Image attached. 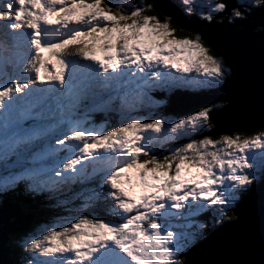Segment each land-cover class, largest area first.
<instances>
[{"label":"snow or ice","instance_id":"obj_1","mask_svg":"<svg viewBox=\"0 0 264 264\" xmlns=\"http://www.w3.org/2000/svg\"><path fill=\"white\" fill-rule=\"evenodd\" d=\"M176 3L209 23L264 11V0ZM150 10L124 0H0V31L16 50L11 73L0 58V193L81 185L70 219L23 242L34 254L24 264H185L184 250L208 228L200 218L222 224L244 193L264 183V132L205 135L218 126L221 103L172 119L95 126L92 112L115 100L123 109L134 107L130 95L142 101L156 88L216 89L231 74L198 32L176 37L172 18L144 15ZM24 23L27 33L18 31ZM53 30H63L58 42L47 37ZM169 142L176 146L162 152Z\"/></svg>","mask_w":264,"mask_h":264},{"label":"water","instance_id":"obj_2","mask_svg":"<svg viewBox=\"0 0 264 264\" xmlns=\"http://www.w3.org/2000/svg\"><path fill=\"white\" fill-rule=\"evenodd\" d=\"M153 1L163 14H175L178 21L183 19L189 24V30L198 32L205 45L224 57L233 69L225 94L197 93L184 98L172 93L175 101L179 97L178 106L167 96L163 111H183L222 101L226 103L217 118L218 126L205 135L252 133L264 127V11H253L245 21L228 22L225 18L218 21L216 17L209 23L195 16L180 17L183 13L169 0ZM226 3L233 5L234 0H226ZM218 16L226 17V13ZM254 187L250 195L246 196V192L237 201L231 221L187 250L185 264H264V183L257 182ZM32 216L19 213L15 204L2 206L0 264H9L3 247L5 239L13 232L24 230Z\"/></svg>","mask_w":264,"mask_h":264},{"label":"trees","instance_id":"obj_3","mask_svg":"<svg viewBox=\"0 0 264 264\" xmlns=\"http://www.w3.org/2000/svg\"><path fill=\"white\" fill-rule=\"evenodd\" d=\"M137 1L138 2H135L133 0V3L131 5H135L136 3H139L140 4V3H145L146 2V4L152 6V10L146 11L144 13V15H151V16L158 17L161 21L165 20L167 17L170 16L172 18L171 27L173 29H175V36L176 37H183L185 35H191V33H193L191 30H189L190 25L189 24H185V22H184L183 19L181 21H178V19H176L178 17L175 14L173 16L172 15L163 14V12H161L158 9V7L156 6V4L154 3L153 0H137ZM234 2H235V0H234ZM172 3L175 6V8L179 9L178 6L173 1H172ZM179 16L180 17H183V16H186V15L179 14ZM188 18H190V17H188ZM224 18L228 22H231L226 17L217 16V20L218 21H221ZM177 22H179V23H177ZM232 75H233V73L230 74V76H232ZM226 87H227V81L223 85L222 88L219 87V88H216V89H211V90H206V91L207 92H211V93L218 92V94H225L226 93V90H227ZM167 102H168V97L166 96V98L164 99L163 106L161 108L162 110H163L164 105ZM198 107L199 106L194 107V108H189V109H186L184 111H177V112H174L172 114H176V115H180L181 114V115H183V114L189 113L192 110L197 109ZM98 114H100V113H98ZM98 114H95V117L92 119L94 121V124L96 125L99 122H104L103 126L109 125L106 128L108 130H110L113 127V126H111L110 123L113 122L115 119H113L111 117L108 118V117H105L103 115H98ZM117 126H118V124H116L114 127H117ZM259 131H264V127H262L260 130H257L255 132H259ZM243 134H246V133L240 132V135H243ZM80 187H81L80 184H74V185H71L69 187H65L62 192L53 193V194H38V195H33L30 192H28L24 187L21 188V186H20L19 188H17L14 191H7V192L0 193V209L2 208V206L5 203H12V204L18 205L19 206V210L22 213H27L29 215H32L33 214L32 218L28 222V224L25 227V229L29 228L32 225V222L34 221V218H39V213H42V212H45V211L51 213L54 216V218L59 221L58 223H56L57 220L55 221V219L54 220H47V221L55 222L53 226H56V225H59L60 223H62V219L61 218H64V217L71 218V214H74L75 209L73 208V204L79 205L80 201L79 200L72 199L73 198V193L79 191L80 190ZM254 189H255V187H252L251 190L248 191L245 195L246 196L250 195L251 192ZM46 195H48V196L46 197ZM66 200H71L72 202L71 203H65V204H62V205L61 204H58L59 201H66ZM262 203L264 204V195L262 197ZM21 204H24L25 205V208L23 210L20 208ZM228 215H229V217H231V212H229ZM105 219H109V217L106 216ZM222 224H224V223H222ZM48 227H49L48 224H45V226L43 227V231L48 230L49 229ZM208 227L211 228L210 229V233L213 230L219 228V227L215 228L216 226L213 227L212 224H208ZM32 229H34V227ZM210 233H207L206 232L201 238H198V240L195 243H197L199 241H203L205 238H208L209 236H211ZM40 234L38 232L36 233L34 231L31 233L32 237L39 236ZM9 235H10L9 237L11 239L10 240V243H9V246H10V249H11V252H12V257H10L9 263L10 264H13V263L14 264H24V261L26 259L31 258V252L22 250L18 245H16L17 241L13 240L11 234H9ZM12 241L14 243H12ZM191 247L192 246H189V249ZM185 253L186 252H184L183 256L181 257L183 259V261H185L184 259H186ZM29 254H30V256H29Z\"/></svg>","mask_w":264,"mask_h":264},{"label":"rangeland","instance_id":"obj_4","mask_svg":"<svg viewBox=\"0 0 264 264\" xmlns=\"http://www.w3.org/2000/svg\"><path fill=\"white\" fill-rule=\"evenodd\" d=\"M135 2H138L137 0H134ZM171 3H172V1L177 5V3H176V0H169ZM124 2L126 3V4H132L133 3V0H124ZM136 4H139V3H136ZM135 4V5H136ZM140 4H143V5H145V6H147L148 4H146V2L145 3H140ZM173 4V3H172ZM179 8V7H178ZM180 9V8H179ZM178 9V10H179ZM180 12H182L183 14H185L183 11H181V9L179 10ZM148 16H151V15H148ZM193 16H195V15H193ZM226 16H227V14H226ZM196 17V16H195ZM198 18V17H197ZM199 19V18H198ZM24 25L25 26H27V24L26 23H24ZM29 31V30H28ZM62 31L63 30H61V32H56V31H50V32H48L47 33V37L48 38H51L54 42H58L60 39H62L63 37H62ZM1 33H2V31H0V39L3 41V40H5V36H4V34H3V36L1 35ZM23 33H27V30L26 29H24L23 30ZM194 34L195 33H191V35H185V36H183V37H187V36H194ZM76 47H79V46H77V45H73V46H69V48H66V49H64V50H56V51H58V52H61V54H66L69 50H74ZM44 57H45V59H47L48 58V56H49V54L47 53V52H45L44 54ZM0 56H1V54H0ZM0 58H2V57H0ZM3 59V58H2ZM3 61H4V59H3ZM5 62V61H4ZM53 62H54V60H53ZM229 66V65H228ZM27 67V66H26ZM232 69V68H231ZM54 71V70H53ZM173 72H174V70H173ZM231 73H233V69H232V71H231ZM44 73H43V71H42V75H43ZM176 75H179V74H176ZM185 75H191V76H195L196 75V73L195 72H193V73H190V74H185ZM187 86H189V87H187ZM86 87L87 88H89L90 90H96L95 89V86L94 85H86ZM223 86H221V88H222ZM174 88H176V89H182V90H184V89H186L185 90V92H191L193 89L194 90H197L198 91V93H202L200 90H202L203 88H200V87H198V86H196L195 84H191V85H178V86H174V87H171V88H156V89H153V90H162V91H164L165 93H168V92H170V91H173V90H176V89H174ZM152 91V90H151ZM204 92L205 93H211V92H207L206 91V89L204 90ZM163 94L162 96H161V94H156V98L154 99L152 96H151V94L150 93H148V95L146 96V97H144L143 98V100L142 101H139V100H137V98H136V96H135V94H132L131 96L133 97V101H130V102H128V104L129 105H133L134 107H124L123 109L124 110H122V109H118L117 107H115L117 110H121V112L123 111V112H125L126 114L125 115H122L121 113H118V112H116V113H114L115 114V116H116V118H117V120L118 121H120V122H127L128 120H129V118L130 117H140V118H145V119H147L148 117H155V118H159L158 116L159 115H155V113H158L159 112V114H160V117H164L165 119H172L173 117H174V115H170V114H172V112H167V111H163V113H162V105H163V103H164V100H160V99H165L166 98V96H167V94ZM212 94H218V92H216V93H212ZM163 97V98H162ZM213 102H217V103H221V104H224V103H226V102H222V101H213ZM119 108L121 107V106H118ZM108 108H110V105L109 106H107V107H105V108H103V109H108ZM99 110V109H98ZM112 110H113V107H112ZM102 112V111H101ZM105 112V111H104ZM109 113H110V111H108ZM165 114V115H164ZM167 114V115H166ZM109 117V116H111V114H107L106 115V117ZM92 117H93V112H92V114H91V116H90V118L92 119ZM107 122V121H106ZM103 124H104V122H99V123H97L95 126H99V127H102V128H106V127H108L109 125H107V126H103ZM108 124V123H107ZM116 124H118V122L117 121H113V125L115 126ZM259 132H264V131H259ZM259 132H255V133H253V134H243V135H241V139H247V138H250V137H253V136H255L257 133H259ZM223 135H227V134H225V133H221V136H223ZM221 136H218L217 138L216 137H214V138H212V139H219ZM185 142V141H184ZM163 146H166V144L165 145H163ZM163 146H162V149H163ZM168 150H169V148H168ZM162 151V150H161ZM164 153H167V152H164ZM36 167L38 168L39 167V165H36ZM22 187H24L23 185H21V188ZM25 188V187H24ZM48 195H46V197H47ZM241 198V197H240ZM239 198V199H240ZM238 199V200H239ZM20 208L23 210L24 208H25V205L24 204H21V206H20ZM229 216V215H228ZM47 218V219H46ZM104 218H106V216L104 217ZM231 219H229V220H225L223 223H225V222H228V221H230V220H232L233 218H234V215H233V213H232V211H231V217H230ZM55 218H54V216L51 214V213H49V212H47V211H45V212H42V213H39V218H34V221L32 222V225L29 227V228H27V229H25V230H21V231H17V232H13L12 234H11V236H12V238H13V240H15V241H17V243H16V245H18L21 249H22V247H21V245L23 244V242L25 241V240H27V239H31L32 238V235H31V233L34 231V232H38L39 234L40 233H42L43 232V227L45 226V224H48V228H50V227H52L53 225H54V223L55 222H51V221H47V220H54ZM70 219V218H69ZM110 219V218H109ZM200 219H202L203 220V222L205 223V224H212L213 225V227L214 226H216L215 228H217V227H219L220 225H221V223H216L215 225L212 223V218L210 217V216H207V215H204V216H202ZM57 219H55V221H56ZM59 221L57 220V222L56 223H58ZM34 227V229H32ZM209 229V230H208ZM210 227H208V228H206L205 229V232H204V234L207 232V233H210ZM8 236H10V235H8ZM198 238H201V237H198ZM198 238L196 239V240H194L189 246H192V245H194L195 244V242L198 240ZM10 237H7L6 239H5V246H6V253H8V254H6V258H7V261H8V263H9V260H10V257H12V252H11V249H10V246H9V243H10ZM12 243H14L13 241H12ZM189 246L184 250V252H187V250L189 249ZM23 250V249H22ZM29 252V251H28ZM33 253H31V257H33ZM29 256H30V254H29ZM42 258V257H41ZM10 264V263H9ZM14 264V263H13Z\"/></svg>","mask_w":264,"mask_h":264},{"label":"clouds","instance_id":"obj_5","mask_svg":"<svg viewBox=\"0 0 264 264\" xmlns=\"http://www.w3.org/2000/svg\"><path fill=\"white\" fill-rule=\"evenodd\" d=\"M18 31H22L21 29H18ZM193 33H196V32H193ZM2 34H4L3 32H2ZM4 36H5V40H3V41H1L0 40V43H2L3 44V48H0V54H1V56L0 57H2L3 59H4V61H5V66H6V70L7 71H9V67L11 68V66L8 64V61H9V59L10 58H13L14 59V53H15V49L12 47V38L10 37V36H7V35H5L4 34ZM27 46V45H26ZM33 53L30 51V49L28 48V57H26V59L27 58H30V56L32 55ZM148 93H150L151 94V96L155 99L156 98V94H158V93H160L158 90H152V91H150V92H148ZM134 99H133V97L130 95L129 96V98H128V102H130V101H133ZM160 100H164V99H160ZM224 105V104H223ZM118 106H121V102L119 101V100H115V101H113L112 102V104L110 105V108H108V109H96V110H94L93 111V117H92V119L95 117V114H98V113H100V114H98V115H103V116H105L106 117V115L107 114H111V116H107L108 118H113V119H115L114 121H117L118 122V126L117 127H119V126H121V124L123 123V122H120V121H118V120H116L117 118H116V116H115V114L114 113H116V112H118V113H121V110H117L115 107H117L118 109H121V107L119 108ZM163 106V105H162ZM112 107H113V110H112ZM126 107V106H125ZM187 109H189V108H187ZM122 110H124V109H122ZM186 110V109H185ZM102 111V112H101ZM105 111V112H104ZM108 111H110V113L108 112ZM184 111V110H183ZM174 112H177V111H173L172 113H174ZM162 113H163V110H162ZM155 115H159L158 117L160 118V114H159V112L158 113H155ZM165 115V114H164ZM170 115H174V116H178V115H176V114H170ZM181 115V114H180ZM107 120V119H106ZM111 124V126H113L114 127V125H113V122H111L110 123ZM261 129V128H260ZM260 129H257V130H260ZM111 130V129H110ZM257 130H255V131H257ZM255 131H253L251 134H253V133H255ZM233 133H237V132H233ZM233 133H231V134H233ZM240 133V132H239ZM226 134V133H225ZM246 134H250V133H246ZM218 136H221V134H219V135H216V136H211L212 138H214V137H218ZM180 143H184V141H181ZM176 146V144H174V143H172V142H169V143H166V146H163V149L161 148V150H162V152H167L168 151V148L169 149H171V148H173V147H175ZM245 194V193H244ZM16 205V204H15ZM17 207H18V209H19V206L17 205ZM229 214V213H228ZM12 218V217H11ZM231 221V220H230ZM229 222V221H228ZM225 223H227V222H225ZM224 223V224H225ZM223 225V224H222ZM221 225V226H222ZM220 226V227H221ZM219 227V228H220ZM218 229V228H217ZM216 230V229H215ZM214 231V230H213ZM212 231V232H213Z\"/></svg>","mask_w":264,"mask_h":264},{"label":"bare ground","instance_id":"obj_6","mask_svg":"<svg viewBox=\"0 0 264 264\" xmlns=\"http://www.w3.org/2000/svg\"><path fill=\"white\" fill-rule=\"evenodd\" d=\"M19 32H22V31H19ZM1 35L3 36L2 33H1ZM0 40H1V39H0ZM1 41H2V40H1ZM181 90H182V89H181ZM201 92H202V93H205L204 90H202ZM262 204H263V203H262ZM18 212H19V213H22L19 209H18ZM4 243H5V241H4ZM3 247H4L5 250H6V246H5V244H3ZM6 254H7V253H6Z\"/></svg>","mask_w":264,"mask_h":264},{"label":"flooded vegetation","instance_id":"obj_7","mask_svg":"<svg viewBox=\"0 0 264 264\" xmlns=\"http://www.w3.org/2000/svg\"><path fill=\"white\" fill-rule=\"evenodd\" d=\"M236 3V0H235V2H234V4Z\"/></svg>","mask_w":264,"mask_h":264}]
</instances>
